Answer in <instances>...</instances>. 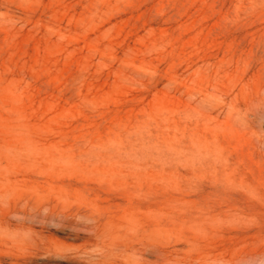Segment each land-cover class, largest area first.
Here are the masks:
<instances>
[{"label":"rangeland","instance_id":"1","mask_svg":"<svg viewBox=\"0 0 264 264\" xmlns=\"http://www.w3.org/2000/svg\"><path fill=\"white\" fill-rule=\"evenodd\" d=\"M0 114V177L18 172L0 200L31 229L21 243L0 230V264L37 252L46 206L110 189L167 193L223 247L264 238V0H0ZM46 225L30 264H91L73 230Z\"/></svg>","mask_w":264,"mask_h":264},{"label":"bare ground","instance_id":"2","mask_svg":"<svg viewBox=\"0 0 264 264\" xmlns=\"http://www.w3.org/2000/svg\"><path fill=\"white\" fill-rule=\"evenodd\" d=\"M24 65L25 61L17 71L6 73L5 87L18 86L16 78L18 77L20 81L24 79ZM113 73L116 76L126 75L123 67L114 68L105 75H99L96 82L86 79L85 87L101 88L104 76L109 78ZM16 114V118H25L29 115L26 108L18 109ZM12 177L18 180V172L14 176L0 177V186L12 182ZM44 178L45 182L55 180L48 176ZM152 180L147 179V182ZM137 181L139 184L143 183L142 179ZM101 182L127 183V179L109 177L101 179ZM51 189L52 193L61 194L60 191ZM168 199L167 193L160 194L157 190L140 188L135 191L120 192L110 189L92 198H77L73 201V208L58 210L54 206H46L42 211L44 219L41 221V227L44 231L47 229L48 220H57L63 228L73 230V239L77 245L74 250L75 255L91 264H235L236 260L240 261L245 256L254 254L264 261V238L253 245L245 241L244 246L239 250L232 247L233 242L230 243L232 248L223 247L216 241H209L202 236L200 225H204L203 220L208 223L209 216L205 215L202 221L195 223L196 225L188 223L187 205L173 204ZM117 200H126V202L120 204L116 202ZM10 202L11 200H0V230L13 243L25 242L26 234L31 232V229L25 231L23 218L13 220L8 216L6 207ZM193 212L195 213L194 210ZM42 231L36 234L41 238L38 247L35 248L37 252L32 256L29 254L21 263L30 264L42 253L44 242L53 240L51 232L45 235ZM14 259L16 260L14 264H18V258L14 257Z\"/></svg>","mask_w":264,"mask_h":264}]
</instances>
